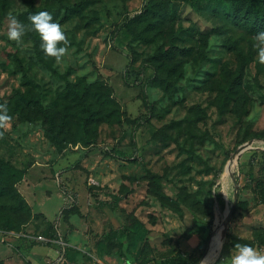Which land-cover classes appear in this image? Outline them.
Here are the masks:
<instances>
[{"label":"rangeland","instance_id":"rangeland-1","mask_svg":"<svg viewBox=\"0 0 264 264\" xmlns=\"http://www.w3.org/2000/svg\"><path fill=\"white\" fill-rule=\"evenodd\" d=\"M150 1L35 0L70 41L61 63L51 57L59 74L102 82L119 104L120 118L87 132L75 123L60 146L43 108L65 80L40 61L31 31L22 45L7 37L9 12L30 26L27 0L0 14V103L12 117L0 157L26 171L16 182L25 200L0 196V229L51 239L0 235V264H222L236 243L264 251L256 34L219 14L218 0H165L172 19L152 28L135 17ZM173 40L186 51L168 60L161 50Z\"/></svg>","mask_w":264,"mask_h":264},{"label":"trees","instance_id":"trees-1","mask_svg":"<svg viewBox=\"0 0 264 264\" xmlns=\"http://www.w3.org/2000/svg\"><path fill=\"white\" fill-rule=\"evenodd\" d=\"M28 9L26 10L27 17L31 14L38 13L40 11H46V8L36 5L35 0H27ZM216 4H220L217 7V12L226 16L230 22L237 28L245 30L250 34H257L260 31H264V0H218ZM9 5V0H0V14L5 13ZM170 8L169 4L165 0L150 1L141 12L137 13L135 17L137 22L142 20L147 21L148 24L153 27H159V29L171 21L169 17ZM52 14L53 18L55 17ZM70 13L64 14V19L68 18ZM155 18L156 21H150ZM151 25H148L149 28ZM169 24V27H172ZM174 35V33L171 32ZM29 37L32 38L38 49V57L40 61L50 68L54 73L59 74L56 67L53 65V59L44 54L41 49V40L37 33L31 31ZM230 46L238 49L242 54L243 51L238 46V40L231 42ZM186 48L178 46L174 40L172 44L165 49L161 50V54L168 60L173 59L179 52L183 53ZM177 62H174V66L167 65L169 74H172V70L175 68ZM153 65H155L153 63ZM155 72L159 74L158 80L171 84V80L168 77H162L163 64L156 63ZM65 80V87L60 94L55 96L50 106L43 108L44 116L46 117L47 125L46 132L51 140L56 145H62L63 141L73 139L75 137L74 125L81 126L84 131H89L90 126H96L99 122L114 117L120 118L119 104L111 96L110 90L106 84L102 82H87L83 77H78L72 81L67 76V73L59 74ZM175 86V83H174ZM228 90H237L238 87L234 84L232 87H228ZM256 138L264 140L263 134L256 135ZM26 171L15 167L13 164L0 157V196L6 191V193H12L13 196H18L22 201L25 200L24 196L20 193L16 187V182H19L24 177ZM173 251H170L165 257L169 258V262L176 261V255H173ZM68 264V263H65Z\"/></svg>","mask_w":264,"mask_h":264},{"label":"clouds","instance_id":"clouds-1","mask_svg":"<svg viewBox=\"0 0 264 264\" xmlns=\"http://www.w3.org/2000/svg\"><path fill=\"white\" fill-rule=\"evenodd\" d=\"M7 37L17 45H22L27 32L33 31L41 40V49L48 57L54 58L57 64L62 62L69 50L70 41L62 26L55 22L53 16L47 11H40L28 16L30 26L20 21L12 12L7 15ZM253 48L257 51V59L264 64V31L258 32L254 37ZM7 103H0V129L6 131L11 123ZM4 131H0L3 138ZM234 254L226 257L222 264H264V251L247 244L236 243Z\"/></svg>","mask_w":264,"mask_h":264},{"label":"built area","instance_id":"built-area-1","mask_svg":"<svg viewBox=\"0 0 264 264\" xmlns=\"http://www.w3.org/2000/svg\"><path fill=\"white\" fill-rule=\"evenodd\" d=\"M11 235V234H16L18 236H22L23 238H26L28 240V238H35L37 240L40 241H51L50 238H47L45 235H43L42 233H38V234H30L29 232H25V231H20V232H16L14 230H4V229H0V235L4 236V235ZM66 262H62L60 264H65ZM93 264H104L103 261L100 258H95Z\"/></svg>","mask_w":264,"mask_h":264},{"label":"crops","instance_id":"crops-1","mask_svg":"<svg viewBox=\"0 0 264 264\" xmlns=\"http://www.w3.org/2000/svg\"><path fill=\"white\" fill-rule=\"evenodd\" d=\"M192 241H194L192 238H187L181 242L182 248H188L190 244H192Z\"/></svg>","mask_w":264,"mask_h":264}]
</instances>
